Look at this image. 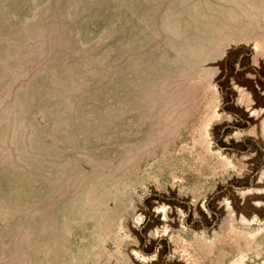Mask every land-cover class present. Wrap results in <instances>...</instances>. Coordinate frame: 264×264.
<instances>
[{"label": "rangeland", "instance_id": "374dc122", "mask_svg": "<svg viewBox=\"0 0 264 264\" xmlns=\"http://www.w3.org/2000/svg\"><path fill=\"white\" fill-rule=\"evenodd\" d=\"M0 264H264V0H0Z\"/></svg>", "mask_w": 264, "mask_h": 264}]
</instances>
